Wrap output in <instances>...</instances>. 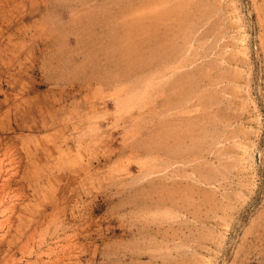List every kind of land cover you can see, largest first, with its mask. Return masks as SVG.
Instances as JSON below:
<instances>
[{
  "label": "rangeland",
  "instance_id": "1",
  "mask_svg": "<svg viewBox=\"0 0 264 264\" xmlns=\"http://www.w3.org/2000/svg\"><path fill=\"white\" fill-rule=\"evenodd\" d=\"M0 264H264V0H0Z\"/></svg>",
  "mask_w": 264,
  "mask_h": 264
}]
</instances>
